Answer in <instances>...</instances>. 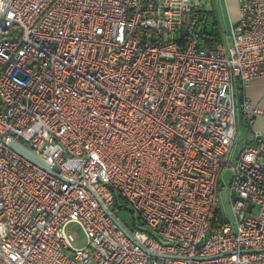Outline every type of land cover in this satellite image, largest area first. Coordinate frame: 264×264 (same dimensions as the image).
<instances>
[{
	"label": "built area",
	"instance_id": "1",
	"mask_svg": "<svg viewBox=\"0 0 264 264\" xmlns=\"http://www.w3.org/2000/svg\"><path fill=\"white\" fill-rule=\"evenodd\" d=\"M238 1L209 49L203 0H0V264H264V106L239 100L264 0Z\"/></svg>",
	"mask_w": 264,
	"mask_h": 264
},
{
	"label": "rangeland",
	"instance_id": "2",
	"mask_svg": "<svg viewBox=\"0 0 264 264\" xmlns=\"http://www.w3.org/2000/svg\"><path fill=\"white\" fill-rule=\"evenodd\" d=\"M204 2L207 3V0H204ZM218 2V0H216ZM209 4V3H208ZM206 5V4H205ZM210 7V5H209ZM220 12V20H221V33H223L224 37L227 39V42L230 43V19L228 18V15L225 14L224 10L222 11V7H219ZM213 20V18H211ZM250 138V133L248 131V128L242 122L241 118L238 120V134H237V140L235 143V146L233 148L232 155L230 157L231 164L236 163L237 156L239 152L244 147L245 142ZM232 173L229 168H227L221 178V189L219 191V199H220V205L221 210L223 212L224 217L227 219L228 222L233 223L234 217H233V211H232V205L230 202L229 192H230V181H231ZM120 218L126 221L131 227L134 226V220L132 217V214L126 210L123 209L120 213ZM69 232L74 237V245L77 247L84 246L86 242L85 234L83 233L81 227L76 223H71L69 226Z\"/></svg>",
	"mask_w": 264,
	"mask_h": 264
},
{
	"label": "crops",
	"instance_id": "3",
	"mask_svg": "<svg viewBox=\"0 0 264 264\" xmlns=\"http://www.w3.org/2000/svg\"><path fill=\"white\" fill-rule=\"evenodd\" d=\"M203 3L206 4L205 11L207 15L210 17L212 15V17L217 22L216 25L218 26V30L220 32L222 28L219 16L220 6L222 7V11L224 10L225 14L228 15V18L231 20L230 23H236L240 18L238 0H218V2H216V0H207V3L203 0ZM241 90L242 99L245 97L253 103L264 106V77L253 80L252 83L245 90L240 89V91ZM258 127L261 129L264 128V125L261 120L258 121Z\"/></svg>",
	"mask_w": 264,
	"mask_h": 264
},
{
	"label": "trees",
	"instance_id": "4",
	"mask_svg": "<svg viewBox=\"0 0 264 264\" xmlns=\"http://www.w3.org/2000/svg\"><path fill=\"white\" fill-rule=\"evenodd\" d=\"M211 18H213L212 15L210 17L206 13V20L204 23L205 29L204 30H205V33H207L206 34L207 37L204 40H205V43L207 44L209 49H214L217 45H219L222 42V39H221L222 36H221V32L219 30H217L215 32L212 31V29H211L212 25L214 23L217 24V22L215 21L214 18H213V20H211ZM208 28L210 29V31L208 30ZM239 100L240 101L242 100V90L239 92ZM246 142H245V144H246Z\"/></svg>",
	"mask_w": 264,
	"mask_h": 264
},
{
	"label": "water",
	"instance_id": "5",
	"mask_svg": "<svg viewBox=\"0 0 264 264\" xmlns=\"http://www.w3.org/2000/svg\"><path fill=\"white\" fill-rule=\"evenodd\" d=\"M10 147L18 152L20 155L31 161L32 163L38 165L42 169L50 172V173H55L53 169H51L50 165L47 164L45 161L40 159L38 156H36L33 152H31L29 149L21 145L20 143L17 142H12L10 143Z\"/></svg>",
	"mask_w": 264,
	"mask_h": 264
}]
</instances>
